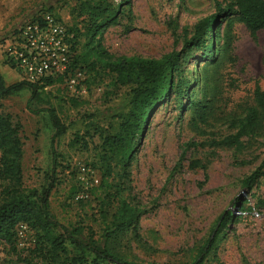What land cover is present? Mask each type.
I'll return each instance as SVG.
<instances>
[{
	"label": "rangeland",
	"instance_id": "rangeland-1",
	"mask_svg": "<svg viewBox=\"0 0 264 264\" xmlns=\"http://www.w3.org/2000/svg\"><path fill=\"white\" fill-rule=\"evenodd\" d=\"M85 1L92 0H0V77L5 87L22 83V76L6 63L3 47L25 22L42 13L66 28L78 58H86L87 45L98 42L112 57L157 60L182 51L195 27L216 12L212 0H108L115 8L120 5L116 21L91 41L83 30L84 17H78L79 4ZM224 2L219 0L222 6ZM223 20L219 29L212 24L205 38L211 56L204 58L202 49L182 51L174 89L151 111L127 179L117 169L102 182L99 169L101 141L95 130L114 127L128 97L126 88L109 87L104 71L85 72L82 97H71L65 82L55 80L35 95L24 85L0 99V114L21 126L24 190H49L52 220L68 232L81 230V236L72 239L93 240L129 262L192 264L220 216L229 211L233 221L201 264H264V129L262 135L243 136L239 144L222 143L235 133L231 119L251 105L255 87L264 90V31L254 39L235 22L226 55L221 49L228 19ZM177 90L185 91L184 97ZM194 102L206 104L212 113L200 119ZM49 110L67 128L53 150ZM258 167L262 176L245 189L242 181ZM82 168L91 169L98 183L82 180ZM3 184L0 181V192ZM239 197L253 210L236 214ZM119 198L138 210L137 225L105 239ZM55 234L64 232L57 228ZM66 247L73 254L69 241ZM49 263L47 249L40 248L27 226L16 229L12 242L0 241V264Z\"/></svg>",
	"mask_w": 264,
	"mask_h": 264
},
{
	"label": "trees",
	"instance_id": "trees-1",
	"mask_svg": "<svg viewBox=\"0 0 264 264\" xmlns=\"http://www.w3.org/2000/svg\"><path fill=\"white\" fill-rule=\"evenodd\" d=\"M216 5V12L196 26L194 33L188 38L183 50L202 49L203 57L213 54V50L206 44V36L211 25L221 28L223 19H228L223 33L225 43L221 52L227 55L233 39L232 27L235 22L244 26L254 39L258 33L264 31V0H225L224 6L219 0H212ZM120 5L115 8L108 0H92L79 4L78 17L83 19V30L86 38L91 41L101 35L105 28L116 21ZM219 38V32H217ZM75 45L72 41V69L85 72L104 71L109 76V87L113 89L126 88L128 91L126 110L118 116L117 124L103 130L96 128L100 138L99 169L102 182L109 179L117 169L121 178H128V169L136 147L139 144L144 126L153 109L169 97L173 86V76L179 70L182 51L171 52L157 60H147L140 57H112L108 55L98 42L87 45L86 58L75 56ZM89 59V61H88ZM264 66V48L262 49ZM80 63H83L82 66ZM204 85H209L208 74L203 76ZM53 80H44L40 84L25 82L5 87L0 77V99L18 93L24 85L32 89V94L49 86ZM87 83V80L85 81ZM180 98L184 97L182 90H177ZM200 119H204L212 108L206 104L193 103ZM48 115L54 134L50 147L56 139L64 135L67 128L60 122L53 110ZM231 126L236 130L232 136L223 140V144H239L243 136L262 135L264 129V90L255 87L251 105L247 106L240 117L231 119ZM21 126L10 115L0 114V181L3 184L0 192V241H13L19 225L27 226L35 232L40 248H46L49 264H141L129 262L123 257L110 252L107 248H99L93 240L72 239L81 236V230L74 229L68 232L49 214V190L42 194L36 191L26 192L22 182L23 142L20 136ZM95 167V166H93ZM261 167L255 169L242 181L245 189L250 190L262 176ZM118 195V194H116ZM236 214L243 215L251 208H245L246 199L237 198ZM261 207V206H260ZM233 212H224L217 221L210 238L198 251L197 259L192 264H201L203 258L211 251L215 239L233 221ZM139 212L122 198H119L117 210L111 216L109 227L106 228L105 239L111 234L121 232L137 225ZM60 228L64 234L56 235ZM73 246V254L69 253L66 242Z\"/></svg>",
	"mask_w": 264,
	"mask_h": 264
},
{
	"label": "built area",
	"instance_id": "built-area-1",
	"mask_svg": "<svg viewBox=\"0 0 264 264\" xmlns=\"http://www.w3.org/2000/svg\"><path fill=\"white\" fill-rule=\"evenodd\" d=\"M73 37L51 14L42 13L25 22L3 47L5 61L19 71L22 82L40 84L44 80H63L71 97L86 94V76L72 69ZM85 182L98 183L89 168L80 170ZM23 227V225H19Z\"/></svg>",
	"mask_w": 264,
	"mask_h": 264
}]
</instances>
